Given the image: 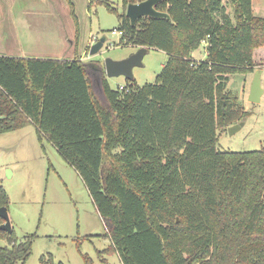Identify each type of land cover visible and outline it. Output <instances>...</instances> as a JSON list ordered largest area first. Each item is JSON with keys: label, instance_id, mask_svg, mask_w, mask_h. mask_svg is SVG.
<instances>
[{"label": "trees", "instance_id": "1", "mask_svg": "<svg viewBox=\"0 0 264 264\" xmlns=\"http://www.w3.org/2000/svg\"><path fill=\"white\" fill-rule=\"evenodd\" d=\"M143 1L124 0L116 30L120 44L170 56L157 83L112 89L95 62L0 55V134L34 126L76 170L112 242L100 257L264 264V150L223 152L217 135L247 114L227 83L263 65L264 18L253 0H226L232 15L225 0H162L169 17L132 25L127 7ZM203 43L205 60H193ZM9 204L0 182V208ZM35 238L0 230V264H25Z\"/></svg>", "mask_w": 264, "mask_h": 264}, {"label": "rangeland", "instance_id": "2", "mask_svg": "<svg viewBox=\"0 0 264 264\" xmlns=\"http://www.w3.org/2000/svg\"><path fill=\"white\" fill-rule=\"evenodd\" d=\"M32 1L0 0V55L59 60L80 58L105 69L107 59H128L140 50L120 44L121 36L112 35L119 26L118 15L124 13V0H105L116 12H111L100 0ZM65 3L67 9H71V16L66 15ZM224 5L232 15L226 0ZM253 12L264 18V0H253ZM71 35H75V45L70 44ZM102 38L106 39L103 49L91 56V46ZM205 57L206 44L203 43L191 58L202 61ZM169 59L163 51L148 50L143 67L133 70V85L144 87L157 83ZM259 70L264 91V63L255 72L239 71L229 75L226 92L231 94L237 113L247 114L233 125H242L233 135L229 132L232 125L217 129L220 151L264 150V93L260 103L249 101ZM106 78L112 89L128 85L123 76ZM0 182L10 198L8 213L16 238L23 242L31 235L36 236L32 254L25 264H43L44 258L49 256L57 264H85V257L91 258L93 264H122L117 254L99 256V252L112 244L110 238L105 237L106 226L76 170L44 136L38 135L34 126L0 134ZM5 246L8 243L0 240V247Z\"/></svg>", "mask_w": 264, "mask_h": 264}, {"label": "water", "instance_id": "3", "mask_svg": "<svg viewBox=\"0 0 264 264\" xmlns=\"http://www.w3.org/2000/svg\"><path fill=\"white\" fill-rule=\"evenodd\" d=\"M162 0H145L141 3L129 4L126 11V16L131 20L132 25H135L137 20L143 17L163 18L169 17L167 13H162L156 10L155 6ZM106 39L102 38L90 48V55L96 56L103 49ZM148 52V48H141L138 53L132 55L128 59L115 61L107 59L105 69L109 78L125 77L127 80H134L133 70L136 67H143V60ZM264 91L261 87V71L256 72V77L251 87L249 101L251 103H260ZM242 125H235L229 129L231 135L240 130ZM0 219L4 223L0 226L1 231L11 233L13 231L11 219L7 208H0Z\"/></svg>", "mask_w": 264, "mask_h": 264}, {"label": "crops", "instance_id": "4", "mask_svg": "<svg viewBox=\"0 0 264 264\" xmlns=\"http://www.w3.org/2000/svg\"><path fill=\"white\" fill-rule=\"evenodd\" d=\"M37 0H33L32 2H36ZM42 1H44V0H42ZM67 7H68V5H66V3H65V5H64V8H65V11H66V15H68V16H71L70 14H71V9L69 10V9H67ZM0 13H1V9H0ZM2 18V16H0V19ZM69 22L71 23V21H70V19H69ZM116 29V28H115ZM69 38V37H68ZM71 41H70V44L72 45V42L74 43V45H75V35H71ZM93 41L94 40H92L91 41V44L93 43ZM91 44H90V46H91ZM10 57V56H9ZM15 58H20V57H15ZM76 59V58H75ZM74 59V60H75ZM59 60V59H58ZM61 60V59H60ZM73 59H71L70 61H72Z\"/></svg>", "mask_w": 264, "mask_h": 264}, {"label": "built area", "instance_id": "5", "mask_svg": "<svg viewBox=\"0 0 264 264\" xmlns=\"http://www.w3.org/2000/svg\"><path fill=\"white\" fill-rule=\"evenodd\" d=\"M112 35H113V36H117V35H119V36L122 37L123 33L120 32V31H118V30H114V31L112 32Z\"/></svg>", "mask_w": 264, "mask_h": 264}]
</instances>
